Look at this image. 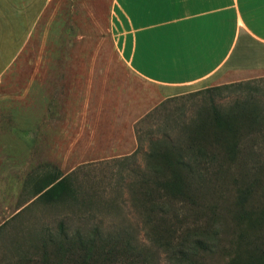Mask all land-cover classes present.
Masks as SVG:
<instances>
[{"label": "rangeland", "instance_id": "rangeland-1", "mask_svg": "<svg viewBox=\"0 0 264 264\" xmlns=\"http://www.w3.org/2000/svg\"><path fill=\"white\" fill-rule=\"evenodd\" d=\"M86 5L81 42L65 43L58 20L50 42L45 35L28 44L23 80L38 71L41 85L23 93L22 115L16 93H1L0 115L13 119L0 131H55V148L44 139L34 150L25 141L1 151L0 264H264V122L239 130L231 155L205 144L214 157L193 167L189 190L179 194L168 189L171 180L156 186L147 160L155 142L197 147L193 130L214 113L241 107L231 114L264 117V72L222 76L160 100L118 61L106 3ZM63 69L80 71L76 84L73 76V84L59 77L51 85L47 74ZM55 173L73 175L72 194L35 195Z\"/></svg>", "mask_w": 264, "mask_h": 264}, {"label": "crops", "instance_id": "crops-1", "mask_svg": "<svg viewBox=\"0 0 264 264\" xmlns=\"http://www.w3.org/2000/svg\"><path fill=\"white\" fill-rule=\"evenodd\" d=\"M99 1L107 5L108 34L118 61L133 76L158 89L160 100L180 88L222 76L264 72V0H0V112L1 105L7 104L1 93H16L11 101L22 115L23 93L29 86L33 92L40 90L38 71H33L34 78L27 84L23 80L28 44L45 35L50 42L58 20L64 27L65 43L73 38L81 42L86 36L82 29L86 3ZM53 2H62L63 9ZM74 72L48 73L49 83L56 84L63 77L68 86L74 76L76 84L80 71ZM12 119L0 115V125H9ZM54 121L48 118V123ZM28 122L40 121L30 117ZM5 128L7 132L0 131L1 157V151L22 148L25 141L32 150L40 148L44 139L47 148H55V131L45 135L37 128L30 132ZM20 131L26 134L16 136Z\"/></svg>", "mask_w": 264, "mask_h": 264}, {"label": "trees", "instance_id": "trees-1", "mask_svg": "<svg viewBox=\"0 0 264 264\" xmlns=\"http://www.w3.org/2000/svg\"><path fill=\"white\" fill-rule=\"evenodd\" d=\"M240 109L241 107H237L231 112L225 113V115L214 113V116L207 118L205 122L200 121L194 128V135H192L198 145L190 149L192 144L189 142V146L186 144V152H181L180 147L174 148L172 144L161 146L158 142L153 143L147 154V160L152 163L150 167L148 166L151 173L150 177L152 176L151 179L157 185L153 182L152 184L165 187L168 180H171L173 183H168V189L174 191L175 194L184 192L182 189L189 190L190 180L194 177L193 167L201 161H207L214 157V155L207 153L205 144L209 148L213 147L215 151H223L225 155L233 154L235 147H237L236 133L243 127L249 128L264 122V117L254 113L252 110L250 111L251 113L247 111L246 115L243 110L237 114H231ZM206 131L211 132V141L206 140L208 134ZM159 175L163 177L164 182L166 180L167 182H156L159 179ZM72 185V174L65 176H57V173L51 174L36 187L35 195L53 199L70 196L72 194Z\"/></svg>", "mask_w": 264, "mask_h": 264}]
</instances>
